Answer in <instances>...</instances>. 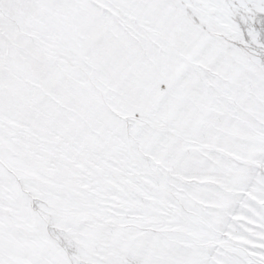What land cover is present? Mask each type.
<instances>
[{
    "label": "snow or ice",
    "instance_id": "1",
    "mask_svg": "<svg viewBox=\"0 0 264 264\" xmlns=\"http://www.w3.org/2000/svg\"><path fill=\"white\" fill-rule=\"evenodd\" d=\"M0 264H264V0H0Z\"/></svg>",
    "mask_w": 264,
    "mask_h": 264
}]
</instances>
